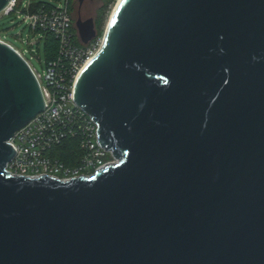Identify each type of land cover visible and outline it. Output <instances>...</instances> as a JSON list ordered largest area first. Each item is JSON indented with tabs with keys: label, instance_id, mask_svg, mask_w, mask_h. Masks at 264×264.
I'll list each match as a JSON object with an SVG mask.
<instances>
[{
	"label": "water",
	"instance_id": "water-1",
	"mask_svg": "<svg viewBox=\"0 0 264 264\" xmlns=\"http://www.w3.org/2000/svg\"><path fill=\"white\" fill-rule=\"evenodd\" d=\"M74 99L120 163L8 174L45 102L0 41V264H264V0H119Z\"/></svg>",
	"mask_w": 264,
	"mask_h": 264
},
{
	"label": "built area",
	"instance_id": "built-area-1",
	"mask_svg": "<svg viewBox=\"0 0 264 264\" xmlns=\"http://www.w3.org/2000/svg\"><path fill=\"white\" fill-rule=\"evenodd\" d=\"M18 0H11L0 12V19L22 13L24 21L40 39L52 33L58 41L57 55L46 61V69L40 74L35 70L23 51L0 37L27 63L43 96L45 108L30 122L17 130L8 143L16 154L6 165L11 176L36 178L49 176L60 181L78 177H92L121 159L112 150L99 142V126L93 116L79 106L74 99L76 83L87 64L99 52L104 38H95L83 44L74 26L69 9V0H60L59 5L30 12L31 0L17 9ZM73 143L74 163L68 164L55 154L58 148Z\"/></svg>",
	"mask_w": 264,
	"mask_h": 264
},
{
	"label": "rangeland",
	"instance_id": "rangeland-1",
	"mask_svg": "<svg viewBox=\"0 0 264 264\" xmlns=\"http://www.w3.org/2000/svg\"><path fill=\"white\" fill-rule=\"evenodd\" d=\"M46 1L52 3L55 6L59 5L60 2V0ZM109 1V10L107 12V19L103 32L99 34L97 31L96 36V38H104L109 19L114 9L116 8V5L119 0H85L80 10L77 1L74 0L75 3H73L72 1L70 5L71 7H73V10H70V13L72 15L74 26L76 27V21L79 19V16L82 21H85L90 18H93L95 20V18L97 17L98 10L105 5V2ZM29 2L30 0H22V6L24 7ZM23 19L24 15L22 13H15L9 16H3L0 19V37L14 45L19 50L23 51L26 58L31 62L35 70L42 74L46 69L47 61L44 51V41L41 40L38 45H30L31 42L39 40L40 35L32 34L27 24V21H24Z\"/></svg>",
	"mask_w": 264,
	"mask_h": 264
},
{
	"label": "trees",
	"instance_id": "trees-1",
	"mask_svg": "<svg viewBox=\"0 0 264 264\" xmlns=\"http://www.w3.org/2000/svg\"><path fill=\"white\" fill-rule=\"evenodd\" d=\"M74 0H69V9L73 10V7H71V2ZM109 2H105V5L102 6L98 10L97 17L94 20L95 28L97 29L98 33L101 34L103 32L106 19H107V12L109 10ZM51 6H55L52 3L46 1V0H31V5L29 8L30 12L36 11L41 8H48ZM22 8V0H18L17 9ZM44 51L46 60H51L57 55L58 51V41L55 38V36L52 33H45V39H44ZM74 151V145L73 143H67L64 146H61L58 148V152L55 154L60 159L64 160L68 164L74 163L73 156Z\"/></svg>",
	"mask_w": 264,
	"mask_h": 264
},
{
	"label": "flooded vegetation",
	"instance_id": "flooded-vegetation-1",
	"mask_svg": "<svg viewBox=\"0 0 264 264\" xmlns=\"http://www.w3.org/2000/svg\"><path fill=\"white\" fill-rule=\"evenodd\" d=\"M77 1V3H78V7H79V10L81 9V7L83 6V4H84V2H85V0L81 3V2H79L78 0H76ZM80 12V11H79ZM78 12V13H79ZM80 14V13H79ZM79 18H80V16H79ZM90 19H93V18H90ZM87 20H89V19H87ZM87 20H85V21H87ZM94 20V19H93Z\"/></svg>",
	"mask_w": 264,
	"mask_h": 264
}]
</instances>
